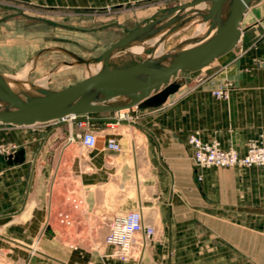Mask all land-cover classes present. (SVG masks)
<instances>
[{
  "label": "crops",
  "instance_id": "obj_1",
  "mask_svg": "<svg viewBox=\"0 0 264 264\" xmlns=\"http://www.w3.org/2000/svg\"><path fill=\"white\" fill-rule=\"evenodd\" d=\"M241 29L229 54L173 83L155 106L129 110L135 121L128 126L141 134H126L136 151L138 140L144 144L134 155L68 143L76 130L71 125H0V146L16 145L11 156L19 158L11 164L0 155V264L6 254L7 264H264V167L199 169L188 141L197 133L240 155L252 141L264 145V0ZM19 81L16 87L28 91ZM228 83V97L216 98ZM91 116L104 142L117 113ZM58 139L67 140L66 147L51 148ZM132 178L141 200L131 196ZM57 186L64 195L54 198ZM139 206L156 235L138 259L119 260L105 237L117 215ZM59 208L65 227L85 240L63 242L52 224Z\"/></svg>",
  "mask_w": 264,
  "mask_h": 264
},
{
  "label": "rangeland",
  "instance_id": "obj_2",
  "mask_svg": "<svg viewBox=\"0 0 264 264\" xmlns=\"http://www.w3.org/2000/svg\"><path fill=\"white\" fill-rule=\"evenodd\" d=\"M111 1L116 2L112 3ZM193 1L66 0L64 4L56 5L50 4L47 0H43L42 3L39 0H0V73L8 79L25 70L20 76L14 77L12 81L16 86L23 78L25 82L23 86L28 90L44 80L47 82L43 90L49 87L50 90L55 91L73 86L84 80L87 75L85 61L98 59L139 24H149L155 19L161 18L162 13H168L172 9ZM185 13L186 11L182 12V14ZM196 23L187 27L181 26L175 32L172 30L181 25L180 22L171 27L169 29H172L170 36L165 38L164 52L182 49L183 42H188L195 35L200 24L209 26V23L202 18ZM129 47L130 45L114 54L111 60L113 68L136 65L148 60L156 52V48L148 45L145 53L137 55L132 53ZM185 76L187 75L182 73L180 77H177L181 79L176 78L173 83H180ZM94 124L96 123L94 122ZM128 125L129 123L118 127L115 135L120 140L122 150L133 152L134 155L141 151L144 144L142 140H138L139 150L133 149L132 136L129 138L126 132H130L134 137L140 135L141 132L132 124V126ZM69 126L70 124L66 122L55 121L35 125V128L47 130L51 127L68 128ZM66 141L58 139L51 148H64ZM102 144L103 141L100 139L99 147H102ZM70 148L77 150L78 145H71ZM133 167L135 169L132 177L138 174L137 165L135 164ZM128 185L132 187V198L137 199L138 197L141 200L138 196L139 189L136 186L135 178H132ZM51 192L54 198L64 195L59 186ZM133 210L145 213L141 206ZM61 211L60 208L56 210L57 217L54 216L52 224L61 234L64 243L75 246L86 238H77L74 236V232L65 227L64 224H67V220L59 216ZM63 211L66 213L65 210ZM61 221H64L63 224ZM35 240L36 237L32 238V241ZM32 246L36 247V243ZM37 250L35 248L34 252ZM6 256L3 264H7Z\"/></svg>",
  "mask_w": 264,
  "mask_h": 264
},
{
  "label": "water",
  "instance_id": "obj_3",
  "mask_svg": "<svg viewBox=\"0 0 264 264\" xmlns=\"http://www.w3.org/2000/svg\"><path fill=\"white\" fill-rule=\"evenodd\" d=\"M262 1L194 0L168 13H162L161 18L149 24H139L96 59L103 66L94 75L61 90L41 91L37 97L26 96L23 100L0 73V103L3 104L0 107V125L33 127L73 116L153 107L157 98L173 88V80L180 74L204 70L233 51L241 40V25L246 14ZM200 4L210 5L208 12L202 14L209 28L204 39L183 42L182 46L195 44L193 48L170 51L126 68L111 66L117 51L157 32L169 30L181 22L175 16L178 12L193 9ZM181 26L171 29L172 32ZM18 159V156H10L9 162L13 164Z\"/></svg>",
  "mask_w": 264,
  "mask_h": 264
},
{
  "label": "built area",
  "instance_id": "obj_4",
  "mask_svg": "<svg viewBox=\"0 0 264 264\" xmlns=\"http://www.w3.org/2000/svg\"><path fill=\"white\" fill-rule=\"evenodd\" d=\"M229 87V83L221 86L214 92V96L218 99L227 98ZM59 121L66 122L76 128L71 133L68 143L77 142L82 148L89 150L99 147L101 135L97 131L91 115L73 116ZM133 121V116L130 111H127L117 113L114 121L107 124L110 136L105 137L103 142L107 150L116 153L122 151L120 140L115 133L118 127ZM188 141L194 149V164L199 169L264 167V145L261 142H250L246 154L240 155L234 149H223L218 141L204 142L197 133L190 135ZM17 150L16 145L0 146V155L8 157L16 153ZM155 235L156 229L145 223L143 213L134 210L119 214L114 218L104 243L113 248L115 258L130 261L138 259L142 255L148 239Z\"/></svg>",
  "mask_w": 264,
  "mask_h": 264
},
{
  "label": "bare ground",
  "instance_id": "obj_5",
  "mask_svg": "<svg viewBox=\"0 0 264 264\" xmlns=\"http://www.w3.org/2000/svg\"><path fill=\"white\" fill-rule=\"evenodd\" d=\"M209 9H210L209 4H200L193 9H187L185 14H182V12H178L175 16H176V18L181 20L180 24L182 25V27H187L193 23H196L200 18L203 19L202 14H206ZM208 28H209L208 25L200 24L199 27L197 28L196 32H195V35L191 39H196V40L204 39L206 37L207 32H208ZM212 34H214V33H212ZM169 36H170V30L157 32V34L150 35V36L146 37L144 40H140V41H136V42L132 43L129 47V50L134 54L142 55L143 53H145L147 51L148 45H151L154 48H156V52L152 57L158 58V57L166 54L164 52L165 38H167ZM191 39H189V40H191ZM194 46H195V44H186L183 46L182 49L185 50V49L193 48ZM126 50H128V49H126ZM84 64L86 66L85 70L87 72V77L94 75L103 66L102 62H96L95 60L85 61ZM76 65H78V64H76ZM24 71H22V72H24ZM22 72H20V74ZM20 74H18L16 76L12 75L9 78L7 77L8 79H6L3 74L2 75L5 79V81L7 82V84L10 86V88L16 94H18L20 96V98H22L23 100H25L26 96H29V97L40 96V92L44 91V90H40V87L41 86L44 87L47 80L39 82L37 86H32L31 88H29L28 91H26V90H22V89L16 87L12 81V79H14V77H18V76H20ZM46 90H49V87ZM0 107H3L2 103H0Z\"/></svg>",
  "mask_w": 264,
  "mask_h": 264
},
{
  "label": "trees",
  "instance_id": "obj_6",
  "mask_svg": "<svg viewBox=\"0 0 264 264\" xmlns=\"http://www.w3.org/2000/svg\"><path fill=\"white\" fill-rule=\"evenodd\" d=\"M166 95V93H164Z\"/></svg>",
  "mask_w": 264,
  "mask_h": 264
}]
</instances>
